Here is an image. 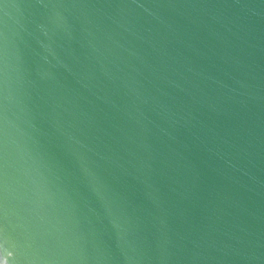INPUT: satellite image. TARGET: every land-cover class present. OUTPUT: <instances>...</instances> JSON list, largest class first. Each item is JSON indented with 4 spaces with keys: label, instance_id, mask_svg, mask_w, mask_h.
I'll list each match as a JSON object with an SVG mask.
<instances>
[{
    "label": "water",
    "instance_id": "water-1",
    "mask_svg": "<svg viewBox=\"0 0 264 264\" xmlns=\"http://www.w3.org/2000/svg\"><path fill=\"white\" fill-rule=\"evenodd\" d=\"M0 264H264V0H0Z\"/></svg>",
    "mask_w": 264,
    "mask_h": 264
}]
</instances>
